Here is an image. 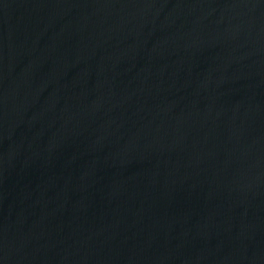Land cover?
<instances>
[{"label": "water", "instance_id": "water-1", "mask_svg": "<svg viewBox=\"0 0 264 264\" xmlns=\"http://www.w3.org/2000/svg\"><path fill=\"white\" fill-rule=\"evenodd\" d=\"M0 264H264V0H0Z\"/></svg>", "mask_w": 264, "mask_h": 264}]
</instances>
